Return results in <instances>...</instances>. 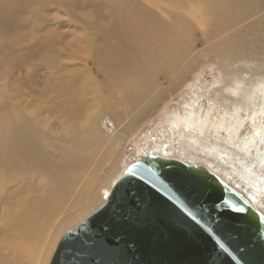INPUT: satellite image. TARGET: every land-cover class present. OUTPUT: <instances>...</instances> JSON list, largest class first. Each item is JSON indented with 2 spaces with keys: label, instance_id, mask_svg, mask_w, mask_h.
<instances>
[{
  "label": "rangeland",
  "instance_id": "obj_1",
  "mask_svg": "<svg viewBox=\"0 0 264 264\" xmlns=\"http://www.w3.org/2000/svg\"><path fill=\"white\" fill-rule=\"evenodd\" d=\"M20 1L19 13L0 19V169L9 166V181L0 186V213L9 194L43 197V168L47 174L46 165L55 159L76 181L64 189L66 196L51 199L50 207L61 212L52 222L70 216L82 205L89 176L118 181L140 156L181 157L173 144L154 150L153 143L176 132L170 118L188 109V100L231 109L240 104L239 95L253 91L260 101L253 82L264 74L252 68L264 63V0ZM141 46L145 52L137 60ZM130 80L136 89L126 88ZM93 119L105 135L130 133L117 168L109 141L84 150L85 162L64 159L71 148L80 153L73 140ZM41 145L48 154L37 151ZM186 155L208 167L198 150ZM212 167L223 177L224 165ZM232 180L224 182L237 187ZM68 230L64 227L56 241L44 234L30 246L10 249L0 264H50Z\"/></svg>",
  "mask_w": 264,
  "mask_h": 264
},
{
  "label": "water",
  "instance_id": "obj_2",
  "mask_svg": "<svg viewBox=\"0 0 264 264\" xmlns=\"http://www.w3.org/2000/svg\"><path fill=\"white\" fill-rule=\"evenodd\" d=\"M56 250L50 264H264V215L211 169L150 154Z\"/></svg>",
  "mask_w": 264,
  "mask_h": 264
},
{
  "label": "bare ground",
  "instance_id": "obj_3",
  "mask_svg": "<svg viewBox=\"0 0 264 264\" xmlns=\"http://www.w3.org/2000/svg\"><path fill=\"white\" fill-rule=\"evenodd\" d=\"M21 5L22 1L20 0H0V19L5 17L13 18L16 12L19 13V9L17 10V8H21ZM140 23L139 21L135 22V24L139 25ZM155 32L152 34H155ZM160 32L162 33L161 35H164L168 33V30ZM144 52L145 49L141 46L139 54L135 59H141L138 56H143ZM258 66L252 68L255 74H264V63L261 62ZM257 80H254L253 83L255 85L253 87L256 86V88H259L258 92L261 91L259 102H255L253 91H251L252 93L250 91L247 93L243 92L242 96L239 95L240 104L236 100L239 105L234 104L235 106L231 109L225 107L221 109L213 103H209L208 107L205 108L196 99L188 100V109L179 110L170 118L169 124L173 126L174 130L176 129V132L172 130L171 132L167 131L163 133L164 140L154 142L153 149L156 150L159 147L164 149L165 146L173 144V148H177L176 150L179 151L181 156L175 159L201 166L194 163L191 156L188 157L186 155L189 149L198 150L205 156L206 163L208 164L206 168L211 169L223 181L232 180L230 179L232 177V181H235L234 183L237 186L234 187L232 185L234 189L249 199L252 208L256 212L264 215V197L260 202V198L258 199V196L264 195V79ZM132 82L130 80V83ZM129 84L126 87L127 89L131 87L136 89V85L133 83L132 85ZM233 88L235 89V87ZM218 91L223 92L224 89L220 88ZM114 134L109 135L107 133L105 135L99 123L96 122V119H93L91 123L88 122L86 126L84 125L82 131H80V137L73 140L75 145H79L80 153H77L79 152L78 147L77 149L71 148L64 153V159L68 162L72 161L75 164L85 162L84 160H86L87 155L84 154V150L98 148L109 141V158L112 161L116 160L113 162V167L117 168L120 162L119 157L123 156V148L127 141L125 139L130 133L124 130L116 133V135ZM44 135H47L46 131H44ZM181 138H183L182 141ZM46 140L49 141L50 139L47 138ZM178 142L182 143L181 146L175 144ZM31 145H35V143H31ZM41 147L44 148L42 145ZM37 151L43 155L49 153L45 148ZM29 154L32 155L33 151H29ZM143 157L145 156H140V158ZM160 158L168 159L164 157ZM50 162L51 165H46L48 167L47 174L46 169L43 168V175L46 178L45 184L39 187L43 197L35 199V197L28 195L27 197L15 198L9 194L5 200L7 208L0 213V258L5 256V253L10 249L16 252L18 248L22 247L23 243H28L29 245L30 241L34 238L40 237L42 240L44 234L46 237L48 234V237L51 236V239L54 238L56 241L57 236L64 227H67L69 230L78 227L93 212L100 210L101 207L106 205L113 188L120 180L119 178L118 181H116L117 179L113 181V178L111 179L109 176L103 180H98L95 176H89V180L80 193L82 205L74 214L61 216L57 221L52 222L55 218L57 219L58 215H61V212H56L54 205L50 207L49 203L55 197L59 199L61 198L60 195L66 196L67 192L64 189H70L74 185L76 177L73 173L71 176L69 173L62 171L63 162H57L55 159L50 160ZM214 162L224 165L222 169L223 177L214 171V167H212ZM6 168H9V166ZM6 168H4V171L0 169V186L7 185L6 182L9 181L8 170ZM225 174L227 175L225 176ZM102 183L105 187H102ZM103 188L104 190L101 191ZM244 189L248 191L249 196L244 193ZM258 202L262 205L261 207L257 205ZM58 209L62 210L59 207ZM44 240L46 239H43V244ZM47 260L45 261L47 262Z\"/></svg>",
  "mask_w": 264,
  "mask_h": 264
},
{
  "label": "snow or ice",
  "instance_id": "obj_4",
  "mask_svg": "<svg viewBox=\"0 0 264 264\" xmlns=\"http://www.w3.org/2000/svg\"><path fill=\"white\" fill-rule=\"evenodd\" d=\"M242 210V209H241Z\"/></svg>",
  "mask_w": 264,
  "mask_h": 264
}]
</instances>
